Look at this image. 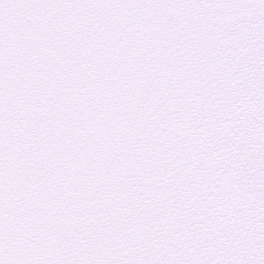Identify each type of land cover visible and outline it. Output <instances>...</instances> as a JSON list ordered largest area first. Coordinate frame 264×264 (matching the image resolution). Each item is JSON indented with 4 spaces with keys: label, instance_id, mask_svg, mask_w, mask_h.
<instances>
[{
    "label": "snow or ice",
    "instance_id": "snow-or-ice-1",
    "mask_svg": "<svg viewBox=\"0 0 264 264\" xmlns=\"http://www.w3.org/2000/svg\"><path fill=\"white\" fill-rule=\"evenodd\" d=\"M0 264H264V0H0Z\"/></svg>",
    "mask_w": 264,
    "mask_h": 264
}]
</instances>
